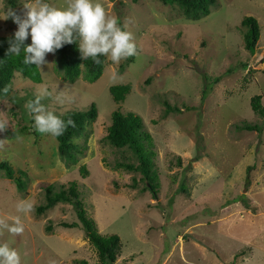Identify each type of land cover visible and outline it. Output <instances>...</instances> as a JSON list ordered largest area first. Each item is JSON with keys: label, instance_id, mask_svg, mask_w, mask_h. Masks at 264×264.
Listing matches in <instances>:
<instances>
[{"label": "rangeland", "instance_id": "374dc122", "mask_svg": "<svg viewBox=\"0 0 264 264\" xmlns=\"http://www.w3.org/2000/svg\"><path fill=\"white\" fill-rule=\"evenodd\" d=\"M26 2L0 0V13L11 8L23 18ZM49 2L64 6L67 0ZM100 2L132 33L133 57L119 63L105 57L98 79L90 82L81 73L70 82L58 54L48 53L39 82L15 71L10 91L0 96V161L24 182L18 189L0 170V220L12 224L18 216L24 226L20 234L0 227V243L14 248L21 264H103L81 226L61 225L77 221L70 203L38 211L45 186L75 181L99 232L120 238L114 264H264V122L250 106L254 95L264 106V0H214L199 19L176 2ZM250 15L260 28L253 53L241 24ZM17 28L11 17L0 19V36ZM217 76L202 101L203 89ZM120 83H130L131 90L116 103L109 87ZM45 90L41 104L58 116L96 106V118L85 120L67 156L53 135L30 124L26 103ZM167 103L179 110L165 113ZM115 109L138 113L153 137L157 198L142 190L139 172L115 166L136 163L129 149L106 139ZM244 123L262 130L235 126ZM29 124L33 130L22 132ZM21 200L34 211L18 212Z\"/></svg>", "mask_w": 264, "mask_h": 264}, {"label": "trees", "instance_id": "16d2710c", "mask_svg": "<svg viewBox=\"0 0 264 264\" xmlns=\"http://www.w3.org/2000/svg\"><path fill=\"white\" fill-rule=\"evenodd\" d=\"M162 1L165 3H178L183 8L184 13L193 19H199L207 15L210 12V6L214 3V0ZM12 3L15 2L12 1ZM241 24L247 27L244 35L245 47L253 53L260 34L258 21L250 15L244 17ZM13 37L14 35L0 36V96H5L10 91V85L15 71H18L30 80L36 82L41 80L38 67L23 63V51L19 56L6 55L9 41ZM78 43L79 42L76 41L71 44H65L61 49L56 50L59 57V65L63 69L65 77L70 82L75 81L81 73H83L85 79L93 82L98 79L103 71L105 57H100V63H95L91 58L83 60L78 48ZM27 44H29L28 40L25 41V45ZM262 60H264V53ZM219 80L220 77L217 76L214 77L210 83L206 84V87L202 91V101L209 95L214 84ZM130 90V83L114 84L109 87L111 96L116 103L123 102ZM29 100H34V97L28 99V101ZM250 106L256 114L263 118L264 122V106L261 103V95L252 96ZM191 108L192 107H187V109ZM172 110L178 111L179 109L177 107H171L167 103L165 113H169ZM96 116L97 109L94 103L86 110H68L60 115L65 121L71 118L74 121V126L70 125L62 135L58 137L54 136L58 142V150L67 156L72 147L71 140L73 136L81 130L86 119H94ZM29 121L30 124L34 123L32 114L30 115ZM30 124L22 126V132H31L33 126H30ZM235 126L246 130H257L258 132L262 130V126L257 123H244L241 126L236 124ZM106 139L114 147L127 148L130 150L133 157L136 159V163L117 162L115 166L122 167L128 171L139 172L140 180L144 181L142 190L151 191L153 198H157L158 172L154 162L156 151L154 149L153 137L145 128L142 117L133 111L123 113L119 109L113 110L111 113V123L107 127ZM0 170L4 172L7 178L14 180L18 189L23 188L24 182L21 178L22 176H15L14 169L8 161H0ZM81 171H83L81 175L84 174L82 176H85L86 170L84 167H82ZM20 173L22 172L20 171ZM136 184L137 180L133 178L131 187H134ZM45 197L46 202L38 207L39 212L59 202L70 203L75 211L77 221L71 223L63 222L61 225L69 228L81 226L84 230L85 238L88 239L95 248L99 260L103 264L115 263L120 252V238L117 234L103 235L99 232L95 220L87 212L84 200L81 197V193L75 181H70L68 184H61L58 189H55L53 184L45 186ZM243 204L246 208H250L249 203L246 201H243ZM78 263L88 264L86 260H79Z\"/></svg>", "mask_w": 264, "mask_h": 264}, {"label": "clouds", "instance_id": "9594fccd", "mask_svg": "<svg viewBox=\"0 0 264 264\" xmlns=\"http://www.w3.org/2000/svg\"><path fill=\"white\" fill-rule=\"evenodd\" d=\"M23 18L11 8L0 13V19L11 17L18 25L14 37L9 41L6 55L19 56L23 51V63L43 68L47 64L46 54L55 53L65 44L78 41V48L83 60L91 58L100 63L104 56L114 63L136 54V45L132 33L125 30L119 18L109 15L100 0H67L64 6H56L49 0H27ZM31 38V43L25 41ZM47 95L46 90L34 100L26 103L32 114L35 130L60 136L74 121H66L55 113L48 111L41 100ZM4 124L0 123V131ZM17 211L25 214L34 211V205L21 200ZM0 227L7 228L12 234H20L24 226L20 218H14L12 224L0 220ZM0 264H21V258L14 248L7 243H0Z\"/></svg>", "mask_w": 264, "mask_h": 264}, {"label": "water", "instance_id": "95a60500", "mask_svg": "<svg viewBox=\"0 0 264 264\" xmlns=\"http://www.w3.org/2000/svg\"><path fill=\"white\" fill-rule=\"evenodd\" d=\"M185 236H190L191 238H194L193 235H191L190 233H185ZM195 239V238H194ZM199 243L204 244L203 242H201L200 240H197Z\"/></svg>", "mask_w": 264, "mask_h": 264}]
</instances>
